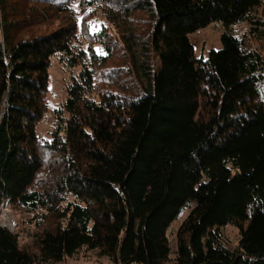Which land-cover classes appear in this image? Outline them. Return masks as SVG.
I'll return each mask as SVG.
<instances>
[{
	"label": "trees",
	"instance_id": "trees-1",
	"mask_svg": "<svg viewBox=\"0 0 264 264\" xmlns=\"http://www.w3.org/2000/svg\"><path fill=\"white\" fill-rule=\"evenodd\" d=\"M74 1L0 0V211L32 214L36 247L0 225V264H59L81 250L113 264H168L172 251L175 264H264V0H79L101 4L117 29L90 34L104 56ZM59 12L56 30L19 39ZM213 22L226 28L222 49L197 60L189 34ZM57 55L80 71L40 142ZM115 56L127 67L106 71Z\"/></svg>",
	"mask_w": 264,
	"mask_h": 264
},
{
	"label": "rangeland",
	"instance_id": "rangeland-1",
	"mask_svg": "<svg viewBox=\"0 0 264 264\" xmlns=\"http://www.w3.org/2000/svg\"><path fill=\"white\" fill-rule=\"evenodd\" d=\"M55 3L57 2H66L67 0H52ZM71 11L74 16V21L76 20L77 25L80 29L81 22H85L84 27L88 29V40L93 42L94 49L99 55H107L106 50L102 43L95 41L91 38V35H100L103 31L108 32L113 39H116L115 35L117 34V29L110 25L108 20L106 19V11L103 9L101 4H85L82 9L80 8L79 0H75L71 6ZM46 10V9H41ZM40 10V11H41ZM66 14L63 12H59V18L52 19L49 23L41 24L36 26L24 34L20 36V40L28 39L33 36H39L40 34H45L50 31L56 30L60 25L62 19ZM86 15V16H85ZM83 16L85 19L82 21ZM62 18V19H61ZM146 19L148 20L142 27L141 35L143 36L144 41H151V30H152V21L146 15ZM249 26L247 23L240 24L233 28V31L238 35L242 36L248 30ZM226 28L221 22H213L211 25L204 29H200L197 32L189 34V40L191 44L194 46V56L197 60H206L210 51L212 50H221L222 49V41L221 36L225 32ZM108 40L110 41V36ZM88 42L81 36L80 31L78 32V38L76 42V46H82L84 49L88 48ZM117 55V54H116ZM110 61L109 67L106 71L111 69H118L124 66V62L118 59L116 56ZM153 59V57H152ZM80 71V67L74 68L70 70L67 66L60 60V56H54L51 61V68L49 70V93L47 97V106L48 111L45 119L38 125L37 133L40 142L49 141L52 136V132L54 131L56 125V111L60 109L63 105V102L66 99V86L70 80L72 75H77ZM124 78H128L129 81L133 82V78L128 74L126 76H122ZM6 209L10 212V218L6 227L11 228V230L20 236L19 244L20 247L31 252L36 251L35 242L33 238V233L35 231V227L31 226L30 220L33 219V215L25 213L22 211L23 209H19L18 211L13 209L9 203H5L2 206L0 214L2 217V211ZM190 212L189 208H185L179 218L172 224L169 234L170 241L173 246V249H176L175 238L176 232L181 227L182 223L186 219ZM2 223L4 224L6 220L1 218ZM0 221V225H2ZM224 232L227 242H229V246L233 249L238 248L240 234L237 228L228 225L222 229ZM171 261L168 264H175V252L171 253ZM67 259L61 264H77V262H81L82 264H113L106 258L97 257L96 252H87L85 250H81L74 258ZM69 261V262H68ZM77 261V262H76Z\"/></svg>",
	"mask_w": 264,
	"mask_h": 264
},
{
	"label": "bare ground",
	"instance_id": "bare-ground-1",
	"mask_svg": "<svg viewBox=\"0 0 264 264\" xmlns=\"http://www.w3.org/2000/svg\"><path fill=\"white\" fill-rule=\"evenodd\" d=\"M1 213H2V217H1V214H0V221H1V223H2L1 218H3V220H6L4 224L2 223V225L7 226L8 221H9V220L11 221V218H10V212H9L8 210L4 209ZM8 224H9V223H8ZM10 229H11V228H10Z\"/></svg>",
	"mask_w": 264,
	"mask_h": 264
},
{
	"label": "crops",
	"instance_id": "crops-1",
	"mask_svg": "<svg viewBox=\"0 0 264 264\" xmlns=\"http://www.w3.org/2000/svg\"><path fill=\"white\" fill-rule=\"evenodd\" d=\"M73 258H74V257H73ZM71 259H72V258H71ZM100 259H101V258H100ZM102 259H103V258H102ZM69 261H72V260L69 259ZM69 261H68V262H69ZM76 262H77V261H76ZM62 263H63V262H62ZM59 264H61V263H59ZM65 264H66V262H65ZM73 264H75V263H73ZM77 264H82V263H81V262H77ZM84 264H87V263H84ZM91 264H94V263H91Z\"/></svg>",
	"mask_w": 264,
	"mask_h": 264
},
{
	"label": "water",
	"instance_id": "water-1",
	"mask_svg": "<svg viewBox=\"0 0 264 264\" xmlns=\"http://www.w3.org/2000/svg\"><path fill=\"white\" fill-rule=\"evenodd\" d=\"M3 227H5V228H7V229H9L11 232H13L9 227H6V226H4V225H2Z\"/></svg>",
	"mask_w": 264,
	"mask_h": 264
},
{
	"label": "clouds",
	"instance_id": "clouds-1",
	"mask_svg": "<svg viewBox=\"0 0 264 264\" xmlns=\"http://www.w3.org/2000/svg\"><path fill=\"white\" fill-rule=\"evenodd\" d=\"M2 226V225H1Z\"/></svg>",
	"mask_w": 264,
	"mask_h": 264
}]
</instances>
